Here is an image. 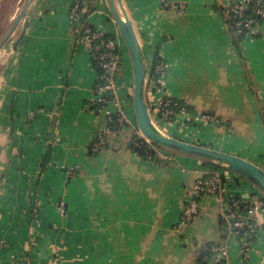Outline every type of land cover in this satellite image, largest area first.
Wrapping results in <instances>:
<instances>
[{"label":"crops","instance_id":"crops-1","mask_svg":"<svg viewBox=\"0 0 264 264\" xmlns=\"http://www.w3.org/2000/svg\"><path fill=\"white\" fill-rule=\"evenodd\" d=\"M92 1L97 9L88 21L121 34L109 1ZM171 1L164 9L162 0H123L147 58L170 60L172 96L220 119L187 123L172 136L264 168V23L243 40L239 55L226 15L230 0ZM73 2L35 0L23 40L15 46L22 22L0 50V264H200L209 242L229 240L213 195L202 197L195 220L179 223L189 188L206 174L204 161L178 152H170L167 165L147 160L129 146L137 138L131 127L89 153L107 117L89 108L98 72L87 43L74 33ZM123 42L120 95L135 114L134 70ZM220 171L228 189L264 196L228 168ZM260 219L248 260L229 240L228 264L263 262L264 214Z\"/></svg>","mask_w":264,"mask_h":264},{"label":"built area","instance_id":"built-area-1","mask_svg":"<svg viewBox=\"0 0 264 264\" xmlns=\"http://www.w3.org/2000/svg\"><path fill=\"white\" fill-rule=\"evenodd\" d=\"M91 0H74L71 9L72 23L77 20L80 6L90 3ZM183 6V5H182ZM164 9L173 7L171 0H162ZM252 8L257 15L264 18V0H230L229 9L226 11L227 21L232 13L236 19L229 23L236 34H244L245 38H252L259 33V19L247 18L245 11ZM77 32L82 31V40L85 41L93 57L99 61L103 70L101 84L92 92L89 108L93 106L99 112H104L107 121H113V126L101 128L91 144L93 152H99L106 148L111 137L119 135L126 127H131L141 144L150 145L163 159H169L172 151L153 143L138 127L135 114H129L120 95L118 73L121 64V34H107L102 30L81 26ZM172 68L170 60L166 57L150 56L148 58L147 75V101L149 111L154 124L164 133L173 135L176 130H183L187 123L207 124L220 119L209 113H192L187 106L172 96L168 90L167 80ZM104 105V106H102ZM201 145V144H200ZM70 173L75 175L72 168ZM239 179H246L238 173ZM226 180L220 170L208 168L203 177L198 178L189 188L185 204L183 206L180 225L185 226L195 220L201 211V199L204 195H213L221 204V224L229 240H236L244 260H248L252 249L255 247L258 233L261 229V215L264 214V196L258 194L232 191L227 188ZM64 212V203L59 205ZM37 214H35L36 220ZM225 244H214L210 250L212 256H205L206 264H228L230 259V241ZM30 264V263H26Z\"/></svg>","mask_w":264,"mask_h":264},{"label":"water","instance_id":"water-1","mask_svg":"<svg viewBox=\"0 0 264 264\" xmlns=\"http://www.w3.org/2000/svg\"><path fill=\"white\" fill-rule=\"evenodd\" d=\"M35 0H29L21 10L7 31L0 37V50L11 36L19 30L23 22V29L15 46L23 40L29 25V9ZM122 38L129 50L134 70V105L138 127L142 133L156 145L172 152H178L196 158L219 163L231 171L240 174L255 184L264 194V168L255 162L234 153L222 151L205 145L196 144L168 135L161 131L153 122L147 101L148 58L144 52L140 36L135 24L128 14L123 0H108ZM117 2L123 11L119 12ZM131 148L138 150L131 142ZM223 230V229H222ZM261 264H264V260Z\"/></svg>","mask_w":264,"mask_h":264},{"label":"trees","instance_id":"trees-1","mask_svg":"<svg viewBox=\"0 0 264 264\" xmlns=\"http://www.w3.org/2000/svg\"><path fill=\"white\" fill-rule=\"evenodd\" d=\"M5 8V5L3 6V8L0 9V15L2 14L3 12V9ZM97 8L95 7V4L94 2L92 1L91 3H88V4H85V5H82L79 7L78 9V17H77V20H75L73 22V30H74V33H75V30L81 26L82 30L86 27H89V28H92L93 30H95L96 28L94 27L93 24H91L89 21H88V18H89V15L92 14L93 12H95ZM245 16L247 18H253V19H259V25H262L264 23V18H261L259 15L256 14V12L250 7L249 9H247L245 11ZM236 19L234 18L233 14L231 13L230 14V19L228 20L229 23H233ZM7 22V21H6ZM5 22V28L3 29V32H1V35L0 37L7 31V29L9 28H6L7 26V23ZM230 34H231V37L233 39V42H234V46H235V50L236 52L239 54V55H242L243 53V47H242V42L243 40H245V35L244 34H236L234 33L233 29H230ZM82 34V31L80 32V36ZM93 64L98 72V84H101L103 83L104 81L102 80V75H103V70L101 68V66L99 65V61L93 57ZM121 65V64H120ZM97 87V84L94 86V90L96 89ZM176 98V97H175ZM178 99V98H177ZM179 102H181L183 105L187 106L188 109L194 113V114H197V112H193V108L191 106H189L187 103L183 102L182 100L178 99ZM90 103V101H89ZM104 106V105H102ZM93 112H96V113H100L98 109H95L93 106H91L90 108ZM203 113H207V112H203ZM114 125V122L113 121H107V125L106 126H113ZM95 141V140H94ZM93 141V142H94ZM136 141H138V138H136ZM92 142V143H93ZM91 146V144H90ZM89 146V153L90 154H97L96 152H93L91 150V147ZM109 144H107L106 147H108ZM134 147H137L138 150L137 153L140 154L143 158L147 159V160H154L156 162H159L163 165H167L169 164L171 161L169 159H163L161 158L155 151L154 149L148 145V144H141L140 146H136L134 144ZM50 153V151H49ZM205 163V166H207L208 168H212V169H217V170H222V165L219 164V163H215V162H211V161H208V160H204L202 159ZM45 164V161L43 162V165ZM229 169V168H228ZM230 170V169H229ZM35 215V210L33 212V216ZM219 244L220 241H214V242H209L208 243V247L203 250V252L201 253L200 257H199V261H200V264H206L207 261L205 260V256H212V252L210 250V248L214 245V244Z\"/></svg>","mask_w":264,"mask_h":264},{"label":"rangeland","instance_id":"rangeland-1","mask_svg":"<svg viewBox=\"0 0 264 264\" xmlns=\"http://www.w3.org/2000/svg\"><path fill=\"white\" fill-rule=\"evenodd\" d=\"M27 1L28 0H24L23 1L25 6H26ZM17 2H18V0H6L5 8L3 9L2 14L0 15V35H1V32H3V29L5 28L4 27L5 26V22L7 21L6 22L7 23V25H6L7 27L6 28H8V26L10 25L8 20L10 19L11 15L13 14V10H15V7L17 6ZM23 8H24V6H23ZM23 8H21V10H23ZM19 14H20V12H19ZM123 60H124V58L122 57L121 64L123 63ZM120 69H121V66H120ZM128 113L132 114V111H128Z\"/></svg>","mask_w":264,"mask_h":264}]
</instances>
